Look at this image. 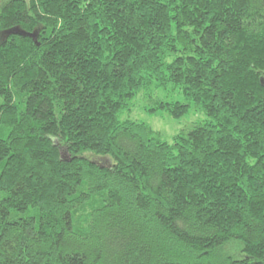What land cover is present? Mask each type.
Listing matches in <instances>:
<instances>
[{
    "label": "trees",
    "instance_id": "16d2710c",
    "mask_svg": "<svg viewBox=\"0 0 264 264\" xmlns=\"http://www.w3.org/2000/svg\"><path fill=\"white\" fill-rule=\"evenodd\" d=\"M0 264H264V0H0Z\"/></svg>",
    "mask_w": 264,
    "mask_h": 264
},
{
    "label": "rangeland",
    "instance_id": "374dc122",
    "mask_svg": "<svg viewBox=\"0 0 264 264\" xmlns=\"http://www.w3.org/2000/svg\"><path fill=\"white\" fill-rule=\"evenodd\" d=\"M15 29L5 31L2 33L4 34L3 37H6ZM160 94L173 100H185L184 94L179 89H177V91L173 90L171 92L161 91ZM146 108L147 104L143 98V95L138 94L134 98L130 111H126L123 114V117H130L132 119L147 122L154 129L158 130L162 134V138L168 142H171L174 136L178 134L183 128H187L192 125L194 121L205 119L206 117L203 113L195 111L194 108H192L187 115L179 119L172 118L163 111L154 114L147 111Z\"/></svg>",
    "mask_w": 264,
    "mask_h": 264
}]
</instances>
